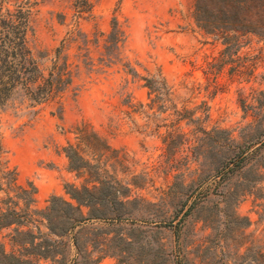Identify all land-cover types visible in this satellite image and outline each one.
I'll use <instances>...</instances> for the list:
<instances>
[{
    "label": "rangeland",
    "instance_id": "1",
    "mask_svg": "<svg viewBox=\"0 0 264 264\" xmlns=\"http://www.w3.org/2000/svg\"><path fill=\"white\" fill-rule=\"evenodd\" d=\"M22 60L38 66L41 91L0 110V224L35 240L0 228V264H76L74 236L98 264H232L249 241L264 254V40L227 48L196 25L194 0H0V76ZM50 74L68 82L45 100ZM69 145L89 165L82 174L68 170ZM13 169L36 188L27 208L7 186ZM90 176L128 195L121 220L50 235L34 211ZM234 212L250 220L247 241Z\"/></svg>",
    "mask_w": 264,
    "mask_h": 264
},
{
    "label": "trees",
    "instance_id": "2",
    "mask_svg": "<svg viewBox=\"0 0 264 264\" xmlns=\"http://www.w3.org/2000/svg\"><path fill=\"white\" fill-rule=\"evenodd\" d=\"M194 19L196 25L205 33L221 36L227 48L236 41L238 36L253 35L264 40V0H194ZM23 39L22 43H24ZM18 65L20 66V70H13V67H10V75L6 76V80H4V76H0V110L4 109L5 104L10 101L12 95L16 94V92L23 93V96L26 93L27 96L29 93H36L40 90L38 85H36L37 80L30 76L31 73L33 75V72H39L38 66L35 65L34 61L22 60ZM30 65L32 66V72H28L27 67ZM62 78L61 74H56L55 76L50 74L45 81L48 90H43V99H50V96H53L50 95L52 89H56L61 84H67L68 78ZM145 81L148 89L151 90V80L146 79ZM80 133H82V136L79 138L81 142L92 139L94 142L100 143V138L95 134L84 136L83 132ZM105 148L108 147L105 146ZM262 148H264V140L260 142L256 150ZM64 153L68 160V170L70 172L82 174V170L89 168L88 163L71 145L64 149ZM248 158V156H244V150L238 152L232 158V171L240 169ZM87 184H91V186L89 187ZM7 186L10 189L21 190L24 195L26 208L35 202L36 188L30 182L27 183L29 190L18 186V172L16 169L11 171V177L8 179ZM120 189L121 186L115 181L108 183L99 179H91L90 176L89 180L85 181V184L79 188L74 185H65L64 194L67 196V200L58 196H51L48 200V205L43 210L34 211V214H39L41 219L45 221L50 235L58 237L72 233L77 226L85 224L88 221L117 222L121 220V216L123 215L122 210L129 204L128 195L121 193ZM124 191L128 192V189H124ZM238 203L239 200L232 191V208H235ZM83 209H86L87 212L84 213ZM8 214L12 216L17 215L14 209H11ZM30 218L28 215L27 223ZM233 222L243 224L237 237H242L247 241L249 235H245V230L250 226V220L246 217H240L234 212L232 214ZM13 225L17 226L13 230L16 237L19 235L28 236L32 240H35L30 230L19 231L20 226L26 225H18L14 221H10L0 224V228H7ZM232 230L234 231L235 228ZM73 241L80 255L79 261L76 264L99 263L100 258H92L86 250H81L78 246V237L74 236ZM125 244L130 245L129 242H125ZM28 245L35 246L33 241L28 242ZM101 253L103 254V252ZM232 259V264H264V254L254 245L253 241H249V246L245 249L244 254L239 256L234 254L232 255ZM15 260L22 264H35L30 261H20L16 258ZM117 261V264H125L119 259Z\"/></svg>",
    "mask_w": 264,
    "mask_h": 264
},
{
    "label": "crops",
    "instance_id": "3",
    "mask_svg": "<svg viewBox=\"0 0 264 264\" xmlns=\"http://www.w3.org/2000/svg\"><path fill=\"white\" fill-rule=\"evenodd\" d=\"M62 175L64 176V179H66V177H67V175L69 176L70 174L68 173V172H64V171H62ZM42 178H40V180H38V182H42ZM41 193V192H40ZM50 193H53V194H61L62 192L61 191H58V190H56V191H50Z\"/></svg>",
    "mask_w": 264,
    "mask_h": 264
}]
</instances>
